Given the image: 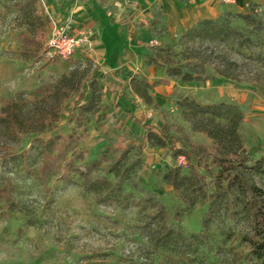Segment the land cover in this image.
<instances>
[{
    "label": "rangeland",
    "instance_id": "374dc122",
    "mask_svg": "<svg viewBox=\"0 0 264 264\" xmlns=\"http://www.w3.org/2000/svg\"><path fill=\"white\" fill-rule=\"evenodd\" d=\"M252 10L247 18L223 14L220 33L150 47L163 62L207 79L172 76L163 85L156 74H138L116 104L85 40L47 20L41 0H0V264L256 263L251 193L228 183L232 170L218 172L204 131L226 127L233 115L179 104L188 97L240 108L241 146L223 145L233 159L245 156L237 168L264 190V170L251 168L264 156V12ZM58 30L78 40L67 57L50 44ZM72 130L80 139L66 176L42 177L52 140ZM182 147L195 154L175 156Z\"/></svg>",
    "mask_w": 264,
    "mask_h": 264
},
{
    "label": "crops",
    "instance_id": "0c3cea01",
    "mask_svg": "<svg viewBox=\"0 0 264 264\" xmlns=\"http://www.w3.org/2000/svg\"><path fill=\"white\" fill-rule=\"evenodd\" d=\"M41 3L47 20L51 18L55 26L60 25L85 40L83 50L97 58L98 73L106 79L109 100L116 104L126 95L122 86L135 75L166 77L164 68L146 63V55L154 44L174 43L203 19H217L229 12L246 13L251 8L264 12V0H41ZM24 39L31 40L27 44L35 42L28 37ZM119 108L114 107V112ZM133 117L138 118L135 114ZM133 122L143 128V122Z\"/></svg>",
    "mask_w": 264,
    "mask_h": 264
},
{
    "label": "trees",
    "instance_id": "16d2710c",
    "mask_svg": "<svg viewBox=\"0 0 264 264\" xmlns=\"http://www.w3.org/2000/svg\"><path fill=\"white\" fill-rule=\"evenodd\" d=\"M251 8L250 12H253ZM244 18L250 17V13L239 14ZM223 28L217 19H203L197 22L194 26L187 29L182 35L195 34L201 35L202 33H220ZM31 40L24 39V42H30ZM147 64H156L165 68L166 77L158 80V83L166 85L169 82V77L176 76L182 81L193 82L197 80H205L208 76H202V78L194 76L191 72H182L180 67L172 66L170 64L163 62L162 56L159 52L154 54L149 53L146 55ZM218 74L223 75L228 78L232 76L223 70L217 69ZM151 86V84H147ZM132 87L138 93V86L132 83ZM142 97L149 101V96L146 92H142ZM91 101V100H90ZM179 104L185 107L192 108L197 112L208 114L217 117H227L228 114L232 113V118L226 127L213 131L211 129L204 130L205 133L213 140V152L209 154L218 167V172L223 175L227 171L230 172V178L228 183H237L241 186L246 187L251 193V203L255 209V226L252 237L249 238L250 243V254L253 259L256 260L255 264H264V190L257 187L255 184L250 182L239 170L237 165L243 164L245 156H238V160L232 158V153L234 150L227 148L223 145L224 139H232L238 142V147L241 146L240 136H239V125L242 120V111L240 108L229 102H215V103H205L201 104L192 98L183 97L179 100ZM88 102L82 104V106H87ZM142 127L150 128L149 125L142 124ZM149 132V131H148ZM80 136L76 135L75 130H72L66 138L61 136H55L50 145V150L47 154L43 156L42 164L40 166V175L42 177H47L49 172L59 173L60 177H64L67 174V169H63L64 165L70 164L71 161L67 159L69 153L74 152L76 146L79 143ZM61 140V143H59ZM52 152H55L52 155ZM175 156H183L184 158H190L195 152L191 150H186L184 147L173 150ZM237 163V164H236ZM69 168V166H68ZM257 171L264 170V156L259 157L255 160L254 164L251 166ZM179 174L178 171L173 175L174 178ZM183 178L186 176H182ZM175 182V180H174ZM222 193L218 192L217 196H221Z\"/></svg>",
    "mask_w": 264,
    "mask_h": 264
},
{
    "label": "built area",
    "instance_id": "2783aa9c",
    "mask_svg": "<svg viewBox=\"0 0 264 264\" xmlns=\"http://www.w3.org/2000/svg\"><path fill=\"white\" fill-rule=\"evenodd\" d=\"M231 1V0H229ZM78 40L73 37H65L63 30H58L54 36L52 37V40L50 41L51 46L53 49L59 53L62 57L69 56L75 47V43Z\"/></svg>",
    "mask_w": 264,
    "mask_h": 264
}]
</instances>
